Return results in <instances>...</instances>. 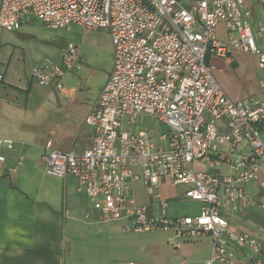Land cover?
<instances>
[{"label": "built area", "instance_id": "built-area-1", "mask_svg": "<svg viewBox=\"0 0 264 264\" xmlns=\"http://www.w3.org/2000/svg\"><path fill=\"white\" fill-rule=\"evenodd\" d=\"M250 15L244 0H0L5 32L19 31L30 19L50 30L76 26L110 37L112 69L84 119L93 131L91 145L82 153L47 147L40 159L44 172L75 178L92 210L102 221L124 222L122 232H163L175 248L208 237L211 252L203 264H264V226L232 221L250 208L264 211V101L228 97L205 64L207 55L229 63L233 50L255 56L264 97V49ZM219 25L224 41L217 37ZM257 27L263 33V25ZM78 60V47L68 45L57 58L36 65L31 78L60 90ZM139 116L165 125L166 132L155 142L141 129L131 131ZM19 147L0 138V167L14 155L8 175L23 164ZM195 164L209 171L226 167L227 174L195 171ZM137 180L156 201L153 217L135 200ZM161 182L183 186L184 199L199 205L198 214L169 217L168 203L157 192ZM249 183L257 185L258 195L246 193Z\"/></svg>", "mask_w": 264, "mask_h": 264}, {"label": "crops", "instance_id": "crops-1", "mask_svg": "<svg viewBox=\"0 0 264 264\" xmlns=\"http://www.w3.org/2000/svg\"><path fill=\"white\" fill-rule=\"evenodd\" d=\"M244 8L251 11L248 23L262 48L264 31L259 33L257 26L262 24L264 28V4L258 0H244ZM32 21L26 19L21 29L14 33L0 30V74L3 76L0 138L17 142L20 146L17 153L24 157L15 174H7L15 167L13 154H9L0 167V264H179L181 260L187 264H203L211 252L210 238L181 243L175 248L168 243L169 235L163 232H122L124 222L102 221L92 210L85 194L77 191L75 178L59 179L44 172L40 159L47 147L82 153L91 145L93 131L84 124V119L106 83L112 65L100 67L95 61L90 63L94 58L80 56L79 50L76 68L63 77L60 90L39 86L31 78L32 69L46 58H57L61 50L45 46L35 50L23 35ZM73 28L79 29L72 26L69 30ZM107 34L106 50L113 60ZM217 37L224 41V26H218ZM77 47L80 49L79 45ZM233 51L229 52V63L207 55L205 64L213 66V60L217 59L223 68L230 67L233 71ZM47 54L51 55L43 58ZM251 98L264 101L261 93L260 97ZM158 136L149 135L155 142ZM192 168L218 176L227 174L226 167L209 171L195 164ZM135 173L139 175V171ZM261 180L264 181L263 176ZM179 187L181 192L175 193ZM184 190L183 186L168 182H161L157 187L159 195L168 203L169 217L198 214L199 205L185 200ZM133 193L137 204L146 207L147 216L156 215V201L147 195L140 180L133 183ZM257 193L256 187V193L250 196ZM180 199L190 203L193 215L169 214V201ZM246 215L255 217L250 210L242 214ZM202 241H205L206 253L195 261L194 245Z\"/></svg>", "mask_w": 264, "mask_h": 264}, {"label": "rangeland", "instance_id": "rangeland-1", "mask_svg": "<svg viewBox=\"0 0 264 264\" xmlns=\"http://www.w3.org/2000/svg\"><path fill=\"white\" fill-rule=\"evenodd\" d=\"M3 32V30H1ZM0 31V33H1ZM101 34H104L101 36ZM107 34L104 30H83L73 28L72 30H50L43 26L38 21H32L28 23V27L23 33L26 39L32 42L35 50H41V47H49L52 50H62L68 45L80 46V56H90L94 59L90 60V63L94 62L100 67H106L107 64L112 65V56L106 50V38ZM108 35V34H107ZM93 40L92 42H90ZM264 49V44L262 45ZM51 54L43 56L46 58ZM42 58V59H43ZM231 58L235 62L232 68L225 67L219 63L217 59H214L212 62V76L219 83L223 91L230 97H236L238 99H250L251 97H260L258 89V80H259V71L257 69V58L251 54L233 51ZM222 121L226 122L223 118ZM135 129L146 130L151 137L153 134L158 136L166 132V126L155 122L153 119L148 117L139 116L136 118L135 124L132 125L131 131ZM261 138H264V133H261ZM181 187L177 188L175 193L181 192ZM246 192L250 195L256 193V185L250 183L245 187ZM190 203L185 202L184 200H174L169 201V214L170 215H193L191 210ZM255 217L250 218V222H247L246 219L233 218L232 221L234 226L238 224L240 227H248L247 224H252L250 226H264V211L261 208L254 207L250 208ZM149 217V214H148ZM194 256L193 260L197 261L204 257L206 253L205 241L199 242L194 245Z\"/></svg>", "mask_w": 264, "mask_h": 264}, {"label": "trees", "instance_id": "trees-1", "mask_svg": "<svg viewBox=\"0 0 264 264\" xmlns=\"http://www.w3.org/2000/svg\"><path fill=\"white\" fill-rule=\"evenodd\" d=\"M250 218H253V217H251V216H249V215H246V216L243 217V219H246V221H247L248 219H250Z\"/></svg>", "mask_w": 264, "mask_h": 264}]
</instances>
